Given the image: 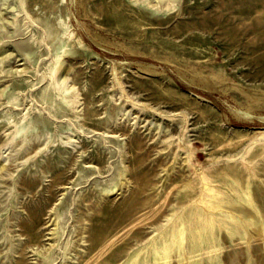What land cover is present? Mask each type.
I'll list each match as a JSON object with an SVG mask.
<instances>
[{
    "label": "rangeland",
    "instance_id": "obj_1",
    "mask_svg": "<svg viewBox=\"0 0 264 264\" xmlns=\"http://www.w3.org/2000/svg\"><path fill=\"white\" fill-rule=\"evenodd\" d=\"M19 122L24 142L5 145ZM182 125L194 166L250 162L216 182L232 195L249 180L247 238L222 229L213 244L220 264H264V0H0V264H119L165 232Z\"/></svg>",
    "mask_w": 264,
    "mask_h": 264
},
{
    "label": "bare ground",
    "instance_id": "obj_2",
    "mask_svg": "<svg viewBox=\"0 0 264 264\" xmlns=\"http://www.w3.org/2000/svg\"><path fill=\"white\" fill-rule=\"evenodd\" d=\"M141 1L145 2L151 11L161 12L175 9L178 0ZM77 43L82 45L80 39L77 40ZM60 56H56L55 62L49 68V83L43 94V100L46 102L51 100V91L54 89V77L57 71L56 64ZM72 102V99L62 93L57 106L59 109L67 108L72 105ZM145 110L140 108L138 112L151 113L152 117L168 123L176 121L177 113H182L178 110L166 111L159 108ZM26 129L27 126L24 123L14 124L5 145L10 144L16 138H20L21 142H24ZM185 129L186 127L182 125L173 154H178L181 151L185 153L183 165H185L186 171L181 174V180L179 179L183 183L176 193L179 202L174 205L173 213L166 216V222L162 224V228L166 231L151 236L142 247L136 249L119 264H172V257L176 258L178 264H202L204 260L210 264H220L219 253H217L219 248L213 244L216 232L224 229L230 236L234 233L245 236V227L251 225L250 223L253 221V215L244 217L246 222H243L241 217L242 214L248 213V207L255 208L250 197L249 180L245 187L232 186L230 188L232 195L216 184L217 181L227 178L237 181V177H235L237 172L251 176L250 162L241 160L239 167L236 168H232V166L216 168V164L201 165V162L194 166L189 160L192 153H188L187 143H185L187 141L184 142L181 139V136L185 135ZM259 133L262 139L264 132ZM251 146L250 144L244 148L241 158L248 153ZM261 146L264 147V143H261ZM197 166H200V172L197 171ZM193 192L195 195L191 196ZM253 228L261 233L258 226ZM189 232H191L190 238ZM242 238H247V236ZM189 240H191L192 250L185 251L184 246L187 242L189 243ZM202 243L207 244L204 252H202ZM232 261L233 258L229 257L228 263L231 264Z\"/></svg>",
    "mask_w": 264,
    "mask_h": 264
}]
</instances>
